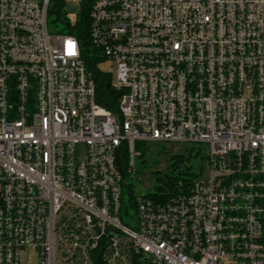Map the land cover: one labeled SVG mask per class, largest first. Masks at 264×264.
Returning <instances> with one entry per match:
<instances>
[{
  "label": "built area",
  "instance_id": "obj_1",
  "mask_svg": "<svg viewBox=\"0 0 264 264\" xmlns=\"http://www.w3.org/2000/svg\"><path fill=\"white\" fill-rule=\"evenodd\" d=\"M52 2L0 0V264H264V0H79L119 115ZM169 143L206 174L125 224L139 144Z\"/></svg>",
  "mask_w": 264,
  "mask_h": 264
},
{
  "label": "rangeland",
  "instance_id": "obj_2",
  "mask_svg": "<svg viewBox=\"0 0 264 264\" xmlns=\"http://www.w3.org/2000/svg\"><path fill=\"white\" fill-rule=\"evenodd\" d=\"M59 2L63 3L60 14V21L56 22L57 15L50 16V26L53 30L52 34H60V30L67 22L76 24L81 20L80 10L81 5L79 0H53L52 10ZM53 26H56L53 28ZM104 72L112 73L116 77V64L112 62H105L100 65ZM148 152H143L145 147H140L144 155L136 158V172L135 175L128 174L126 182L124 183V197H123V221L125 224L131 226L136 214V209L131 201L130 191L136 196H151L158 193L157 187L163 186L159 178H164L167 175L176 176L179 170H189L190 173L199 177L201 174H206L207 162L202 159V155L207 152L208 146L206 144H149ZM182 156V162L179 167L173 171L174 156Z\"/></svg>",
  "mask_w": 264,
  "mask_h": 264
},
{
  "label": "trees",
  "instance_id": "obj_3",
  "mask_svg": "<svg viewBox=\"0 0 264 264\" xmlns=\"http://www.w3.org/2000/svg\"><path fill=\"white\" fill-rule=\"evenodd\" d=\"M58 4L59 11H61L62 5ZM53 9L50 12V16L56 14L58 17L57 21H60V12ZM87 14L85 12L82 13V19L76 24L66 23L60 30V33L74 36L78 39L81 44L82 49V58L85 61L86 66L93 74V79L96 84V94H97V103L104 107L105 109L111 111L115 115H119V106L120 100L122 97V92L114 87L113 85V75L111 73L104 72L101 70L100 65L103 64L106 59L102 56L101 51L97 49L91 41L90 38V26L88 24V20L86 19ZM56 26H53L55 28ZM140 147H145L143 152H148L149 147L147 144H139ZM141 150V149H140ZM142 152V156L144 153ZM126 153L122 157L121 164L124 165V161H126ZM174 166L173 171H176L177 167H179L180 163L183 161L182 156H174L173 158ZM196 175H193L189 172V170L181 171L179 170L178 175L172 176L167 175L164 178H159L162 181L163 186L157 187L158 193L153 194V196H158L160 200H167L171 197V195L175 194L178 191V188L182 185L184 187L190 186L194 180Z\"/></svg>",
  "mask_w": 264,
  "mask_h": 264
}]
</instances>
